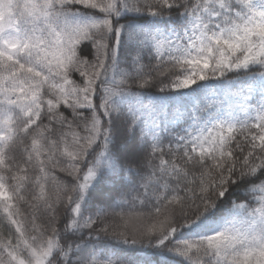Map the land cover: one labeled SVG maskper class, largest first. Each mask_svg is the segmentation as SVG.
Segmentation results:
<instances>
[{"label":"snow or ice","instance_id":"6c2138e0","mask_svg":"<svg viewBox=\"0 0 264 264\" xmlns=\"http://www.w3.org/2000/svg\"><path fill=\"white\" fill-rule=\"evenodd\" d=\"M0 264H264V0H0Z\"/></svg>","mask_w":264,"mask_h":264}]
</instances>
